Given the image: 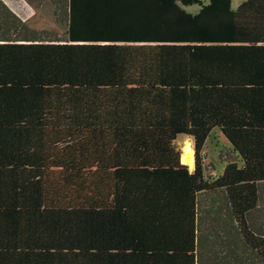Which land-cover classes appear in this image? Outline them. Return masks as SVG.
Returning <instances> with one entry per match:
<instances>
[{
    "label": "trees",
    "instance_id": "1",
    "mask_svg": "<svg viewBox=\"0 0 264 264\" xmlns=\"http://www.w3.org/2000/svg\"><path fill=\"white\" fill-rule=\"evenodd\" d=\"M44 1L0 0V264H264V0Z\"/></svg>",
    "mask_w": 264,
    "mask_h": 264
},
{
    "label": "rangeland",
    "instance_id": "2",
    "mask_svg": "<svg viewBox=\"0 0 264 264\" xmlns=\"http://www.w3.org/2000/svg\"><path fill=\"white\" fill-rule=\"evenodd\" d=\"M17 14L23 19L30 20L31 26L40 31L48 34H63L65 29L56 23V16L54 15L53 8L48 1H44L40 5V0H34L36 9L26 0H4ZM243 0H234L235 3ZM190 11H198V8H191ZM177 147L182 152V159L185 161L190 171L195 169V150L194 141L192 138L180 136L176 143ZM192 154V160L189 161L185 156ZM235 156L231 145L225 137L219 132L214 131L208 139L205 148L202 151V158L204 163L205 175L208 178H213L221 173L224 165L220 163L221 158L228 156Z\"/></svg>",
    "mask_w": 264,
    "mask_h": 264
},
{
    "label": "crops",
    "instance_id": "3",
    "mask_svg": "<svg viewBox=\"0 0 264 264\" xmlns=\"http://www.w3.org/2000/svg\"><path fill=\"white\" fill-rule=\"evenodd\" d=\"M4 1V0H3ZM5 2V1H4ZM6 3V2H5ZM241 3V1L235 3L234 0H233V5H234V8H237L239 6V4ZM7 4V3H6ZM8 5V4H7ZM9 6V5H8ZM10 7V6H9ZM11 8V7H10ZM194 8H198V7H194ZM12 9V8H11ZM191 9V8H190ZM13 10V9H12ZM189 10V9H188ZM14 11V10H13ZM190 11V10H189ZM15 12V11H14ZM193 12V11H191ZM197 12V11H195ZM19 15V14H18ZM20 16V15H19ZM21 17V16H20ZM22 18V17H21ZM23 19V18H22ZM25 20V19H24Z\"/></svg>",
    "mask_w": 264,
    "mask_h": 264
},
{
    "label": "bare ground",
    "instance_id": "4",
    "mask_svg": "<svg viewBox=\"0 0 264 264\" xmlns=\"http://www.w3.org/2000/svg\"><path fill=\"white\" fill-rule=\"evenodd\" d=\"M186 157V159H188L189 161H191L192 160V154L190 155H187V156H185Z\"/></svg>",
    "mask_w": 264,
    "mask_h": 264
}]
</instances>
